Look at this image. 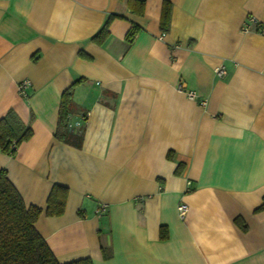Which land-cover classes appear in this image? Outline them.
<instances>
[{"label": "crops", "instance_id": "obj_1", "mask_svg": "<svg viewBox=\"0 0 264 264\" xmlns=\"http://www.w3.org/2000/svg\"><path fill=\"white\" fill-rule=\"evenodd\" d=\"M129 1L0 0V119L32 132L0 170L42 209L34 226L60 264H264V34L241 32L249 16L264 26V0H166L163 34L164 0ZM79 79L74 148L54 133ZM54 185L67 198L50 217Z\"/></svg>", "mask_w": 264, "mask_h": 264}, {"label": "trees", "instance_id": "obj_2", "mask_svg": "<svg viewBox=\"0 0 264 264\" xmlns=\"http://www.w3.org/2000/svg\"><path fill=\"white\" fill-rule=\"evenodd\" d=\"M143 8L142 1H129ZM142 8L141 12L142 13ZM171 4L164 0L161 7L160 30L167 32L170 26ZM112 17L106 20L101 30L92 37V41L102 44L108 37V25ZM141 29L132 24L125 36L131 44ZM82 79L74 82L63 91L58 110V119L54 137L57 141L74 148L82 145L83 129L70 130L69 115L73 108L72 91ZM31 130L24 126L13 111H8L0 119V151L13 155L17 146L31 137ZM168 153V158H171ZM184 168L179 163L176 174ZM67 189L58 185L52 186L46 201V216H60L64 212ZM42 214V209L36 206H26L15 187L7 178L6 171L0 170V264H60L48 248L44 239L35 229V223ZM237 223H240L236 219ZM241 228L245 227L241 224ZM160 238H166L164 229ZM64 264H92L89 258H81Z\"/></svg>", "mask_w": 264, "mask_h": 264}, {"label": "built area", "instance_id": "obj_3", "mask_svg": "<svg viewBox=\"0 0 264 264\" xmlns=\"http://www.w3.org/2000/svg\"><path fill=\"white\" fill-rule=\"evenodd\" d=\"M252 27L254 28L255 27V31L258 33V34H264V26H262L259 21L253 17V16H249L247 17L246 21L242 24L241 26V32L243 33H247L249 31H251ZM215 73L217 76H224L226 73L224 71V69L222 67H218L215 69ZM29 86V82L28 81H22L18 84V91L20 93L21 96H25L26 93H25V89L26 87ZM186 96L190 99H194L195 95L193 92H185ZM200 105L204 106L205 105V101H200L199 102ZM84 119V117L82 118ZM80 124V125H79ZM78 126L80 129L81 128V123H78ZM189 184V183H188ZM186 207L185 205L181 204L178 206V212L180 213V215H182L185 211ZM107 210V207L105 205H101L97 211H96V214L97 215H102L106 212Z\"/></svg>", "mask_w": 264, "mask_h": 264}]
</instances>
